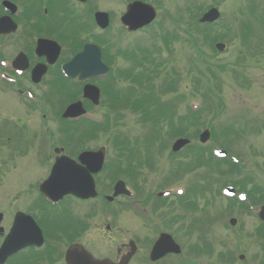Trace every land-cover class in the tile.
<instances>
[{
  "label": "rangeland",
  "instance_id": "374dc122",
  "mask_svg": "<svg viewBox=\"0 0 264 264\" xmlns=\"http://www.w3.org/2000/svg\"><path fill=\"white\" fill-rule=\"evenodd\" d=\"M127 4L128 0H95L91 4L93 11L100 10L109 13L110 28L106 36L115 47L112 55L114 61L111 65L116 73L131 65L117 57V51L123 50L136 41L144 43L145 49L149 52L153 50V45L159 46L160 44L157 37L153 38L151 29L130 35L122 27L120 17L125 12ZM151 4L156 9L155 22L160 23L166 30V34L170 35H173L172 29L177 23H182L181 29H185L184 25L193 19L192 14L189 15L190 10L194 15L203 9L204 11L197 13V15H202L208 8L216 6L224 20H220L218 26L213 28L215 31L211 30L214 31L212 39L203 41L204 44L198 40V47L190 38L181 40V42L173 40L166 47L162 45L160 56L166 59L162 62L164 67L154 68L149 64L145 65L144 69L148 71L145 74L158 78L154 82L148 81L143 87H140V92L132 94L131 86L135 83L132 84L131 81L122 78L118 79V76L116 82L119 97L111 98L113 111L110 112L106 106L105 96L101 100L102 105L100 103V106L93 110V113L98 117L109 118V122L108 127L102 129L105 131L99 132L98 139L95 143L92 142V145L96 146V149H104L107 160H109L108 164L114 158L118 160L119 164H123L121 161L127 160L126 157L131 149H136L135 154L138 155L142 152L143 146H147V150H151L148 151L149 160L155 166L154 171L145 172L147 183L139 184L144 185L145 193L148 189L156 192L165 188L173 190L172 188L176 186L183 187L185 190L189 188L188 205L192 209H184L182 218L189 214L191 216L185 218L186 222L195 216L197 221L203 222L202 225L210 226L206 227L207 232L204 233L203 238L208 240L214 249L213 252L210 250L211 254L208 256H199L196 264H221L216 262L219 260L216 254H221L224 251L233 252L235 262L231 260L229 264H240L237 260L241 254L244 255V261L241 264H256V261L264 260V255L259 251L257 244L264 245V240L257 241L256 237L250 236L254 234L253 231L258 226L257 214L250 213L245 208L244 214L238 210V207H225L226 201L216 196V184L219 180L217 177L209 175V170H213L214 166V171L218 169L228 175L217 184L218 189L227 180L249 192H252L260 183L264 184V0H154ZM250 4L254 8L248 9ZM81 15H84L85 21L92 26L90 14L87 15L84 12ZM179 16L182 19L181 22H178ZM196 21L193 22L196 25L193 31L206 27L205 25L199 26ZM245 22H252L251 28L246 32H241V27ZM22 32L24 31L20 28L13 36L1 41L0 52L3 57L12 59L20 50L22 51V46H16L18 41L15 40L20 39L21 35L23 36ZM213 39V43L219 42L225 45L222 52L214 49ZM152 59L159 61V52H156L154 56L150 55V61ZM151 83L152 85L145 92L146 87ZM165 90L169 93L164 92ZM206 94L208 95L207 99ZM20 99L12 92L10 94V92L5 93L0 90V122H10L14 117L26 118V122H34V118L39 117L37 113L29 115L28 118L24 117L26 114L23 110H29L32 106L19 104ZM134 100L141 101L140 107L133 108L131 103ZM189 102L194 108L200 105L205 108L201 113L200 120L197 119L198 123L193 117L185 118L180 122L179 117L186 113ZM165 104L175 106V108H171L173 115L170 118L163 115L164 110H160V112L158 110ZM148 105L151 108L146 109ZM49 117L52 121L57 120L56 122L59 124L58 117ZM244 124H248L247 127ZM109 125L112 130L111 128L108 130ZM28 126L26 125L27 128ZM226 126L234 127L228 137L223 132V128ZM54 127L57 128L55 125ZM14 129L18 134L17 130L20 129V126L16 125ZM205 129L226 135L227 140H222L223 137L220 138L221 140L216 138L214 147L227 150L228 154L237 157L238 165H230L227 161L209 162L211 160L206 154L209 147L214 148L213 145L206 147L205 155L193 151L198 147L195 132L199 133ZM152 131H155L157 136L156 145L153 146L154 150L152 148ZM176 138H187L191 141V146L183 150L181 157L170 155L171 146ZM146 139H149V146L146 145ZM126 141H128V147L121 151ZM131 141L137 144L135 145ZM59 142V139H56L55 143ZM55 143L50 144L51 148L50 146L45 147V150L60 148ZM18 144L22 149H31L28 146L24 147L21 140L17 142ZM41 145L42 143L37 140L35 147L39 148ZM4 149L0 147V213L3 214L0 226L2 227H4V222L9 226L8 222L12 211L23 210L27 207V203L34 200L37 196L35 189L45 177V165L40 157L20 161L18 163V165L22 164L20 169L13 170L12 168L10 170L9 167H6V163L10 162L9 160L14 161V158L11 155L7 158ZM120 155H123V159L118 158ZM28 164H33V166L30 167ZM127 164L129 163L124 162L123 166L127 167ZM196 164L199 167H196ZM6 169L8 171L5 172ZM248 170L254 172H247ZM250 175H253L255 179L248 178ZM127 176L128 174H125L123 178L127 179ZM192 186H194V191L190 189ZM185 203L186 201L183 202L184 207ZM104 209L106 210L105 207ZM192 211H195L194 214H191ZM233 218L237 223L236 226L231 227L228 221ZM207 219H209L210 225L206 223ZM121 221L126 223L127 216H123ZM167 221L161 224L160 229H165L163 230L165 232L171 231L184 249L188 247V244L197 248L200 242L196 241H200L201 238H191L187 234L183 237L178 234L177 230L169 226ZM98 223L99 221H92L90 226L92 230H87L85 236L87 244L96 254L111 250L114 246L112 241L122 243L121 236L108 235L102 231L103 229L99 227ZM97 228L100 231H96ZM150 229L151 226L148 231ZM5 230L7 231V229ZM136 231L140 234L147 232ZM142 263L139 260L135 264ZM173 263H176V260H173Z\"/></svg>",
  "mask_w": 264,
  "mask_h": 264
},
{
  "label": "flooded vegetation",
  "instance_id": "af4514ba",
  "mask_svg": "<svg viewBox=\"0 0 264 264\" xmlns=\"http://www.w3.org/2000/svg\"><path fill=\"white\" fill-rule=\"evenodd\" d=\"M94 1L95 0H87L85 2H81L80 0H51L50 6L52 9L64 15L67 21L74 24L76 22V18L81 20V14L87 9H92L91 11H93L91 4ZM129 3H131L130 0H128V4ZM37 6L38 0H34L27 4V7L32 12L38 11ZM96 11L100 10H95L94 12ZM17 31L18 30H16V32ZM82 33L83 31L81 29H75V35L81 36ZM13 35L14 33L0 35V43ZM15 40L18 41L16 46H22V51L20 50L18 54L22 52L28 59V64L25 65L26 70L24 71L23 76L24 81H26V86L24 87L25 89L31 86L30 76L34 66L38 64L46 65L47 61L44 57H38L35 55L36 43L33 42L30 37ZM60 47L61 52L57 61L54 65L47 66L45 76L41 79L40 83L35 86L38 89L43 88V90H46L47 95L56 91L68 93L71 91L78 92L82 87L77 80L64 81L61 71L62 65L68 63L75 54L81 51L78 43L73 42L70 46L63 45ZM41 54H44V52H41ZM15 57H12V59H10L11 57L5 58L0 52V61L9 62L10 59L11 65L14 64ZM16 65L20 66L21 64L16 63ZM15 89L18 92H22L24 90L19 89V87H15ZM16 125L20 126V129L17 130L19 133L15 144L17 152H14L15 156L20 158L18 159V163L20 161L27 160L28 158L34 159L35 157H40L44 163L43 165H45V177L42 181L48 177L56 155H64L70 159L77 160L79 154L84 151L71 147L67 138L64 139L59 149L52 148L53 150H45L51 146L50 143L53 141L54 134L47 130L48 134L45 138L40 137V133L42 134V132L39 131L40 128L38 118H35L34 122L3 123L2 130L4 134L8 131L16 130L14 129ZM25 125H29L30 128H27ZM39 138H41V147L31 148L34 144H36V141L39 140ZM19 140H21L24 147L28 146L31 149H22L20 144L17 145ZM30 150L32 151L29 153L28 151ZM14 154H12V156H14ZM116 161L117 160L113 159V161L107 166L106 170H104L105 166L109 163L106 154L104 159L105 164L103 165L102 171L93 175L97 192V196L93 199L83 201L72 196H66L59 203L51 204L43 196L37 194L31 203H27V207L25 209L12 211V214H10L9 217V226L6 225L5 222L4 227L1 226L2 231L0 232V245L12 225L13 217L15 215L14 212L16 213L18 211L32 216L35 222L39 224L44 236V243L40 248L35 246L25 247L10 257L5 264H66L65 252L71 245L74 244L82 245L84 249H86L95 259H106L109 261V264H117L123 256L128 255L131 252L133 255L128 264H135L139 260L143 262L142 264H196L199 256L202 257L210 255V250H207L202 244L204 238L201 236V244H198L197 248L196 246H191L190 248L184 250L181 247L179 255L168 253L152 262L150 258L151 249L158 235L165 232L163 231L165 229H160V226L161 224H164V221L168 220L167 222L169 223V226L177 230L178 234H182V201L179 199H174V201H160L156 198V195H153L152 193H148L147 196L141 198L139 195L142 192L136 189V184L143 183L140 172L138 171V173H136L134 169H131L127 179H124V181L127 186L130 185L133 187V193L135 196L130 200L125 199L123 196H119L113 198L110 204L104 203V195H111L113 191L111 193H103L101 189L103 187L108 190L109 187H111L113 180L117 179ZM18 163L15 164L16 169H20L22 165H18ZM28 165L30 167L33 166V164ZM247 172L254 171L248 170ZM248 178L253 180L255 179L253 175H250ZM233 186H236V184H233ZM244 193L249 199L252 198L251 200H255V202H261L264 199V189H262V185L255 187L252 192L245 190ZM123 216H127L126 223L121 221ZM110 218L111 221L107 222ZM94 220L99 221V227H102V231L108 235H112L113 237L121 236L123 238L122 243L119 244L117 241H112L111 243L114 246H112L111 250L96 254L85 240L86 232L91 229V222ZM206 222L209 223V219H207ZM202 223L203 222L196 221L194 226L197 227L195 229L196 233L204 236V230H201L200 228L204 226ZM150 226L151 229L148 231ZM5 229H7V231ZM136 230L147 232L140 234ZM96 231H100V229L97 228ZM55 232L65 238L64 244L60 242L55 244L49 240V235ZM166 232L172 233L171 231ZM151 236L153 238H151ZM222 255L223 260L226 261L224 263L227 264L230 261L229 252H223ZM173 260H176V263H173ZM218 262L219 261H217V263Z\"/></svg>",
  "mask_w": 264,
  "mask_h": 264
},
{
  "label": "water",
  "instance_id": "95a60500",
  "mask_svg": "<svg viewBox=\"0 0 264 264\" xmlns=\"http://www.w3.org/2000/svg\"><path fill=\"white\" fill-rule=\"evenodd\" d=\"M143 10L145 11L146 9L143 8ZM129 13L130 15L124 16L122 18V22L124 25L128 26L130 30H136L139 27H143L144 25L149 24L154 17L153 11H150V14L148 15L146 14L143 15L144 18L136 16L134 14L133 8L130 10ZM99 15L106 17V15L103 14L102 15L99 14ZM217 18H218V13L216 12V10H211L201 18L200 22L201 23L213 22ZM219 49L222 50L223 46L222 45L219 46ZM202 139H207V133H204L202 135ZM185 143L186 141L179 140L175 143L174 147L180 148ZM83 159H85V157H83ZM69 164L67 165L69 166ZM96 168H97L96 170H98L99 166H97ZM87 171H88L87 169L84 171L86 177H87ZM65 173H66V168L64 161L63 160L57 161L56 165L52 170V174L49 180L41 186V192L46 194V196L53 201H57L62 196L68 193L77 195L81 198H85L89 196L93 197L95 195L94 187L91 179H89L87 186L81 185L85 187L80 188V186H75V184L72 182H69L70 184H68L67 183L68 179H66ZM121 186H122L121 184H118L116 186L115 195L121 192L120 191ZM0 221H1V216H0ZM41 243H42V238L39 230L36 227L35 229H32L29 226L27 219L24 218L22 214H17L14 225L10 231V234L5 239L2 247L0 248V264H3L4 261L9 256L16 253L18 250L26 246H32V245L39 246L41 245ZM171 245H172V241H170L168 237L162 235L154 246L153 253L156 256L155 258L153 257L152 259H157L159 256L167 253L170 250ZM73 254L77 256H79L80 254L81 257L80 261H76L74 260V258H71ZM66 260L69 264H102L100 262L92 261V259L84 255L82 250H79L76 247H74L73 249L71 248L68 251L66 255ZM128 260H129V256L124 257L121 261V264H127ZM71 261L74 263H72Z\"/></svg>",
  "mask_w": 264,
  "mask_h": 264
},
{
  "label": "trees",
  "instance_id": "16d2710c",
  "mask_svg": "<svg viewBox=\"0 0 264 264\" xmlns=\"http://www.w3.org/2000/svg\"><path fill=\"white\" fill-rule=\"evenodd\" d=\"M186 27L188 26V24L187 25H185ZM184 33L186 34V38L187 39H191L192 40V38H193V34H192V31H191V28L188 26L185 30H184ZM159 110V112H160V110L162 111V110H164V112H163V114H165L167 111H168V109H158Z\"/></svg>",
  "mask_w": 264,
  "mask_h": 264
}]
</instances>
